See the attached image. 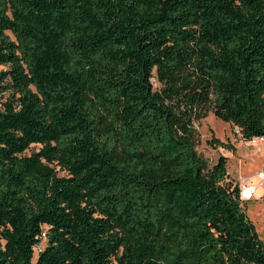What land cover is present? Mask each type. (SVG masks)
I'll use <instances>...</instances> for the list:
<instances>
[{"label":"trees","instance_id":"1","mask_svg":"<svg viewBox=\"0 0 264 264\" xmlns=\"http://www.w3.org/2000/svg\"><path fill=\"white\" fill-rule=\"evenodd\" d=\"M1 66L0 264H264L195 125L264 138V0H0Z\"/></svg>","mask_w":264,"mask_h":264},{"label":"rangeland","instance_id":"2","mask_svg":"<svg viewBox=\"0 0 264 264\" xmlns=\"http://www.w3.org/2000/svg\"><path fill=\"white\" fill-rule=\"evenodd\" d=\"M8 70L7 66H1L0 72ZM7 94L0 97V107L6 101ZM196 128L201 135V144L197 147V151L205 159L209 161L210 166H214L221 156L229 158L228 174L229 179L235 183H240L242 179H251L259 170L262 163V151L264 143H260L256 147H252L246 142L239 130L232 125L222 122L210 114L208 118L197 122ZM212 132L215 138L223 143H229L231 150H227L219 145H210L208 142L212 139ZM41 146L32 145L26 155H31L40 150ZM63 175V174H62ZM261 191L264 188L260 189ZM248 217L256 226L259 236L264 240V197L255 198L245 204ZM46 244L42 245L44 249Z\"/></svg>","mask_w":264,"mask_h":264},{"label":"built area","instance_id":"3","mask_svg":"<svg viewBox=\"0 0 264 264\" xmlns=\"http://www.w3.org/2000/svg\"><path fill=\"white\" fill-rule=\"evenodd\" d=\"M250 145L256 147L260 143H264V138H255L251 140ZM261 188H264V162L261 169L254 175L252 179H242L239 183L240 197L244 202H250L257 198Z\"/></svg>","mask_w":264,"mask_h":264},{"label":"crops","instance_id":"4","mask_svg":"<svg viewBox=\"0 0 264 264\" xmlns=\"http://www.w3.org/2000/svg\"><path fill=\"white\" fill-rule=\"evenodd\" d=\"M261 151H262V152H261V153H262V154H261V155H262V163H261V166H260L259 170L261 169V167H262V165H263V162H264V148L261 149ZM259 170H258V171H259ZM258 171H257V172H258ZM251 179H252V178H251ZM257 197H258V198H263V197H264V190H262V191L260 190L259 193H258V196H257Z\"/></svg>","mask_w":264,"mask_h":264}]
</instances>
